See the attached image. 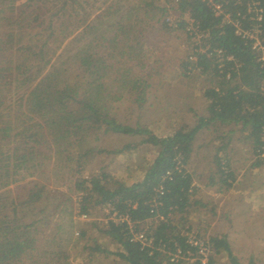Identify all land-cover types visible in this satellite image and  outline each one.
Masks as SVG:
<instances>
[{"label": "trees", "instance_id": "obj_1", "mask_svg": "<svg viewBox=\"0 0 264 264\" xmlns=\"http://www.w3.org/2000/svg\"><path fill=\"white\" fill-rule=\"evenodd\" d=\"M97 1L0 0V190L41 175L53 156L59 161L57 167L75 177V188L81 193L80 213L90 215L95 207L110 205L129 216L134 231H144L149 220L146 234L153 238L152 249L132 240L126 224L108 222L102 232L121 247L113 252L116 257L126 264H202L195 255L197 248L186 243L172 218L190 205L193 178L186 166L201 129L231 126L230 134L248 131L246 139L252 141L258 165L264 164V66L251 42L237 34L233 24L238 22L243 29L259 26L264 43V0H214L223 10L219 15L207 0H171L168 8L152 0L133 6L129 0H105L95 7ZM252 4L262 9L260 21L255 11L248 13ZM168 11L179 17L186 14L207 38L211 51L219 49L222 55L217 59L197 53L195 62L183 63L184 74L197 69L212 77L213 85L203 93L206 114L197 115L191 127L184 124L172 135L159 136L147 126L120 122L111 112L117 100L111 88H127L143 97L150 77L144 74L142 45L134 40L147 21L157 31H172L165 21ZM185 25V21L177 23L181 28ZM70 44L79 46L59 54ZM131 63L139 65L140 76ZM141 97L135 102L140 103ZM109 132L142 137L139 143L114 153L140 144L157 148L141 180L109 188V175L104 172L79 176L107 151L91 141ZM218 152L214 157L217 179L211 178L209 185L228 189V180L234 175L223 167ZM60 195L66 198L61 203L44 183L31 181L17 201L0 202V264H60L59 259L66 260L57 248L60 224H53L54 231L48 234L52 209L72 213L68 209L71 198ZM49 235L54 256L47 255ZM226 238L209 236L207 245L212 251L206 264H213L212 254L222 249L231 264H240ZM177 250L184 255L191 251L194 256H183L178 263L170 261Z\"/></svg>", "mask_w": 264, "mask_h": 264}, {"label": "rangeland", "instance_id": "obj_2", "mask_svg": "<svg viewBox=\"0 0 264 264\" xmlns=\"http://www.w3.org/2000/svg\"><path fill=\"white\" fill-rule=\"evenodd\" d=\"M104 1L98 0L95 7ZM152 1L165 8L172 4L171 0ZM129 2L130 6H133L141 0ZM104 7L95 12L102 11ZM167 18L173 22L172 31H157L149 26L147 21L141 24V31L134 40L140 41L142 45L146 70L144 74L150 77V86L144 90L143 97L137 92L130 93L127 88L121 91L115 87L111 88L112 96L117 98L111 108L116 118L131 126H147L159 136L172 135L184 124L191 127L195 124L197 115H205L207 101L203 93L213 85L210 73H202L197 69L183 73L182 65L193 50V41H196L189 38L186 31L191 19L186 14L179 17L174 11H168L165 21ZM180 21H185V28L177 26ZM156 27H159V24H155ZM74 45L76 44L60 49L59 54L72 50ZM77 46L79 45H76V48ZM131 64L135 74L140 76L139 65ZM138 95L141 97L140 103L135 102ZM231 128L209 126L197 133L193 141V152L186 166L187 172L193 178L190 205L183 212L176 213L172 223L181 231V235L195 234L205 241H208L209 236L226 235L232 256H235L240 264H264V164L258 165L259 158L253 151L252 141L250 138L246 139L248 131H235L230 134ZM236 128L239 129L240 126ZM141 139L140 135L112 132L100 134L91 143L107 151L86 165L79 176L82 178L92 173L104 172L109 175V188H114L118 183L130 185L141 180L155 157L157 148L140 144L121 153H114L127 144L139 143ZM218 148L222 149L218 152ZM216 152L224 161L223 167H227L234 175L228 180L231 184L228 189L222 185H209L211 178L217 179L214 160ZM261 157H264V152ZM58 162L52 156L42 168L41 175L13 183L0 190V202L9 205L17 201L28 188V182L44 183L51 193L58 195L60 203L66 199L60 194L71 198L68 204L71 216L61 213L60 210L50 211L52 224L48 234L54 231L53 224H60L58 235L61 240L57 248L62 249L67 257L66 260L59 259L60 264H126L113 254L121 247L102 232L109 221L113 222L109 214L110 206H97L92 209L90 215L80 213L78 204L81 193L75 188V177L72 178L66 168L57 167ZM147 222L145 228L150 224L149 220ZM51 236L49 235L48 241L50 244L47 245L51 247L47 255L54 256L50 251L54 250ZM95 247L99 250H94ZM210 248L211 246L209 253L212 251ZM212 256L213 264H231L223 249ZM164 264L168 263L164 261Z\"/></svg>", "mask_w": 264, "mask_h": 264}, {"label": "built area", "instance_id": "obj_3", "mask_svg": "<svg viewBox=\"0 0 264 264\" xmlns=\"http://www.w3.org/2000/svg\"><path fill=\"white\" fill-rule=\"evenodd\" d=\"M211 3V5L214 7L216 14H223L222 7L219 3H217L214 0H207ZM252 11H255L257 14V20L260 21L262 17V9L257 4H252L248 7V13H251ZM225 19L229 18L228 14H225ZM167 21L172 26L173 22L167 18ZM230 22V20H229ZM234 26L237 28L236 33L241 35L246 40L250 41L252 44V49L255 50L257 53V59L261 64L264 66V43L263 39L259 36L261 35V29L259 26L254 27L252 29H243L241 27V24L238 22H233ZM187 34L189 38H193L196 41L194 42V47L192 52L188 55L187 60L191 61L192 63L196 61V54H206L207 56L214 55L217 59L220 58L222 55V51L219 49L212 50L209 46V44L206 41V37L197 29V27L194 26V22L191 19V22L189 23L187 29ZM227 59H232L231 57H228ZM230 75H228L229 77ZM261 90L264 93V84L261 87ZM161 190V189H160ZM110 206V205H109ZM107 211V209H106ZM113 222L117 224H126L127 227H129L131 239L134 241H137L140 243L142 247H148L149 249L153 248V238L148 237L146 234L147 227L144 229V231H134L133 223L130 221V218L128 215L120 214L119 212L115 211L113 207L110 206V212ZM114 217V219H113ZM186 236V243L190 245L191 247L197 248V252L195 253L196 256L201 257V263L206 264L208 261L209 256V247L207 245V241L202 240L201 238H198L195 234H187ZM170 261H173L175 263H178L179 260H184L183 256H194V253L191 251H187V255H184L183 252L180 250H177L176 253L171 255Z\"/></svg>", "mask_w": 264, "mask_h": 264}]
</instances>
